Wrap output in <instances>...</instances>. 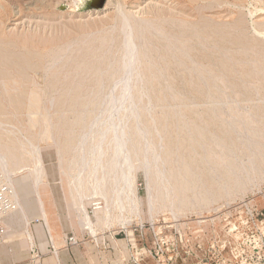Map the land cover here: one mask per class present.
Listing matches in <instances>:
<instances>
[{"label": "rangeland", "instance_id": "rangeland-1", "mask_svg": "<svg viewBox=\"0 0 264 264\" xmlns=\"http://www.w3.org/2000/svg\"><path fill=\"white\" fill-rule=\"evenodd\" d=\"M92 1L0 0V143L22 163L0 172L27 178L38 149L42 196L67 208L80 232L68 239L90 264H264V0H107L99 11ZM125 22L147 133L127 123L137 169L123 209L111 178L100 188L87 173L77 204L66 202L55 145L66 170L85 126L118 118L105 101L121 92ZM44 121L58 141L41 136ZM147 146L158 155L150 199Z\"/></svg>", "mask_w": 264, "mask_h": 264}, {"label": "bare ground", "instance_id": "bare-ground-1", "mask_svg": "<svg viewBox=\"0 0 264 264\" xmlns=\"http://www.w3.org/2000/svg\"><path fill=\"white\" fill-rule=\"evenodd\" d=\"M128 27V23L125 22L122 24V30L124 33V63L122 77L117 83V85L119 84L118 88L121 92L117 98H113L110 95L105 101L107 105L111 106V110L109 111L116 112L118 114V118H115L114 120H104L100 117V119L98 120L94 119L95 121L93 120L94 122L91 126L89 124L85 126V129L81 131V134L78 136L77 142L74 147V149H78V152H80L81 154L77 155V157H74L73 160H70V162L68 163V167H66V170H64L63 167L64 160L62 158L61 149H59L60 146L57 144L55 145L57 149L56 154L58 157L59 169L61 166V173L63 175L62 177L65 178V184L68 188L66 193V202L77 204L78 200L80 199V195H82L81 193H83L82 189L85 186V183L87 184V178H85V173H87V175L92 176L91 178L95 180V184L99 185L100 188L103 187V184L105 185L107 177H110L113 181L112 184L115 186V196L118 198L117 209H123L124 207V203H122L124 201H121L122 195H124L122 186L126 184L127 181H129L128 178L130 177L131 173H134L136 171L137 168L134 167L132 162L133 160L136 161L138 157V151L136 146L132 143L130 132L132 129L133 133L138 134V138H143L145 137V135H147V133L145 132L138 131L137 123L138 119L140 118L139 111L134 109V106L136 105V102L132 100L134 87L130 86V83L128 82L129 72L131 70L134 71V66L136 63L135 48ZM129 121H131V129L127 126V123ZM105 123H108L107 127H103ZM132 125H134V128L132 127ZM128 128L129 131L127 130ZM55 133L56 131L48 126L47 121H44L43 132L41 136L51 139L54 137L55 141H58ZM110 134L111 140L105 142L103 140V136ZM150 149L151 152L154 153V157L149 153ZM32 150L34 154L33 160L35 161L28 169V177L31 180V183L35 185L37 189L36 194H38L39 188L41 187L42 183L41 178L43 176V170L39 161L40 158L38 149L33 148ZM157 156L158 155L156 154L155 149L153 150V147L147 146L146 148H144V154L142 155L140 167L143 170L145 177L147 178L149 199L151 198L150 167L151 163H153V166H155V162L158 161ZM20 160V156L18 155L17 157V155H15V152L9 146L0 143V168L4 169L7 175L12 171L20 169L19 167L22 164ZM97 166H99V168ZM74 169L75 174L71 175V172ZM159 177L163 176L162 173L157 170L155 171L154 181L159 179ZM119 185L121 187L120 189H117L116 187H118ZM11 190L13 192L12 187ZM99 192L105 200L106 207H104V210H107V212L103 211L102 213L105 214L108 218V210L111 206H109L108 204L107 197L105 196L106 194L103 192V189H101V191ZM162 195L164 196V198L167 196L165 192H162ZM14 198L15 197L13 192V199ZM16 205V210L10 215L14 213H22V208L20 207V205L18 206L17 203ZM99 209L103 210V208H96V210ZM10 215H8L7 217H9ZM42 215L44 217L43 213ZM89 224L90 222L86 223V225Z\"/></svg>", "mask_w": 264, "mask_h": 264}, {"label": "crops", "instance_id": "crops-1", "mask_svg": "<svg viewBox=\"0 0 264 264\" xmlns=\"http://www.w3.org/2000/svg\"><path fill=\"white\" fill-rule=\"evenodd\" d=\"M11 187L23 214L14 213L4 219L9 232L0 244V264H90L85 244L68 241L70 235L80 237L70 213L65 207L62 214L58 205L53 207L42 196V183L38 194L28 176L14 181ZM32 248L40 258L35 259Z\"/></svg>", "mask_w": 264, "mask_h": 264}, {"label": "built area", "instance_id": "built-area-1", "mask_svg": "<svg viewBox=\"0 0 264 264\" xmlns=\"http://www.w3.org/2000/svg\"><path fill=\"white\" fill-rule=\"evenodd\" d=\"M10 180L0 172V244L3 242L5 235L8 232V228L4 224V219L7 218L12 212L16 210V203L13 199V192L10 186ZM70 243H74V238H69ZM31 252L35 259L40 258V255L35 248L31 249Z\"/></svg>", "mask_w": 264, "mask_h": 264}, {"label": "water", "instance_id": "water-1", "mask_svg": "<svg viewBox=\"0 0 264 264\" xmlns=\"http://www.w3.org/2000/svg\"><path fill=\"white\" fill-rule=\"evenodd\" d=\"M107 0H93L92 1V4H91V7L94 9V10H103L104 6H105V3H106Z\"/></svg>", "mask_w": 264, "mask_h": 264}]
</instances>
